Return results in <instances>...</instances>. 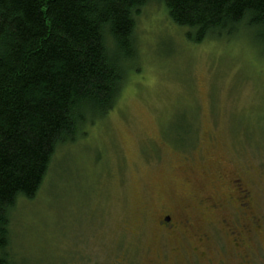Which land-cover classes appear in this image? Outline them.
<instances>
[{"label":"rangeland","instance_id":"obj_1","mask_svg":"<svg viewBox=\"0 0 264 264\" xmlns=\"http://www.w3.org/2000/svg\"><path fill=\"white\" fill-rule=\"evenodd\" d=\"M188 33L164 5L142 9L116 107L58 150L39 194L12 212L13 264H161L173 248L158 220L169 209L216 218L197 203L228 200L226 176L253 192L262 230L249 259L264 264V42L245 28L201 44Z\"/></svg>","mask_w":264,"mask_h":264},{"label":"trees","instance_id":"obj_2","mask_svg":"<svg viewBox=\"0 0 264 264\" xmlns=\"http://www.w3.org/2000/svg\"><path fill=\"white\" fill-rule=\"evenodd\" d=\"M152 2L195 44L241 28L264 42V0H0V264H13L17 203L34 200L58 150L116 107Z\"/></svg>","mask_w":264,"mask_h":264},{"label":"flooded vegetation","instance_id":"obj_3","mask_svg":"<svg viewBox=\"0 0 264 264\" xmlns=\"http://www.w3.org/2000/svg\"><path fill=\"white\" fill-rule=\"evenodd\" d=\"M216 175V179L222 181V174ZM188 178L194 180L196 175L190 174ZM224 180L230 193L228 200L221 198L219 202H215L207 195L197 203L200 206L204 203L210 204V209L216 218L209 216L201 218L198 214L172 212L169 209L166 215L158 220L157 225L154 226L155 230L159 232L160 238L165 240L167 237L171 243L169 246L173 248L168 250L167 247L165 251H159L157 257L161 264L165 261L169 264H251L249 257L253 251L254 239L259 230H262L261 222L254 212L253 192L244 186L241 180H233L227 176ZM198 188H201L200 183ZM191 209L196 210L194 205ZM227 211L232 217L225 214ZM221 215L224 216L218 218ZM214 227L217 231L221 229L226 237L224 242H229L228 254L217 249L211 235ZM227 255L229 257H226ZM232 258L235 262L231 261Z\"/></svg>","mask_w":264,"mask_h":264}]
</instances>
